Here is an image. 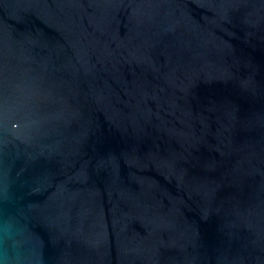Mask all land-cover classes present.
Returning a JSON list of instances; mask_svg holds the SVG:
<instances>
[{
	"label": "water",
	"instance_id": "1",
	"mask_svg": "<svg viewBox=\"0 0 264 264\" xmlns=\"http://www.w3.org/2000/svg\"><path fill=\"white\" fill-rule=\"evenodd\" d=\"M0 264H264V0H0Z\"/></svg>",
	"mask_w": 264,
	"mask_h": 264
}]
</instances>
